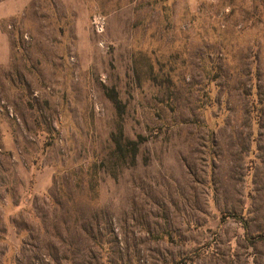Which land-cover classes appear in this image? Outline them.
I'll list each match as a JSON object with an SVG mask.
<instances>
[{"label": "rangeland", "instance_id": "374dc122", "mask_svg": "<svg viewBox=\"0 0 264 264\" xmlns=\"http://www.w3.org/2000/svg\"><path fill=\"white\" fill-rule=\"evenodd\" d=\"M2 29L0 264H264V0H32Z\"/></svg>", "mask_w": 264, "mask_h": 264}, {"label": "crops", "instance_id": "0c3cea01", "mask_svg": "<svg viewBox=\"0 0 264 264\" xmlns=\"http://www.w3.org/2000/svg\"><path fill=\"white\" fill-rule=\"evenodd\" d=\"M32 0H0V66L10 62V40L2 29V22L23 14Z\"/></svg>", "mask_w": 264, "mask_h": 264}, {"label": "trees", "instance_id": "16d2710c", "mask_svg": "<svg viewBox=\"0 0 264 264\" xmlns=\"http://www.w3.org/2000/svg\"><path fill=\"white\" fill-rule=\"evenodd\" d=\"M111 100H112V102L114 103V104H118V102H117V99H116V97H113V98H111ZM131 151H132V158L134 159L135 158V156H136V152H137V146H138V144L137 143H135V142H131ZM241 219V218H240ZM242 221H244V220H242ZM245 223V222H244ZM247 230V229H246ZM246 237H247V239H248V241L250 242V243H253V242H255V241H261V240H264V235H257V236H249L248 235V233L246 232Z\"/></svg>", "mask_w": 264, "mask_h": 264}]
</instances>
